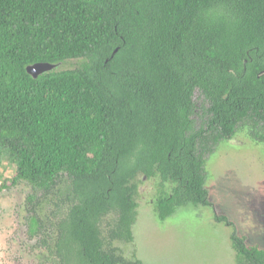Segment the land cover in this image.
Segmentation results:
<instances>
[{
  "label": "trees",
  "instance_id": "obj_1",
  "mask_svg": "<svg viewBox=\"0 0 264 264\" xmlns=\"http://www.w3.org/2000/svg\"><path fill=\"white\" fill-rule=\"evenodd\" d=\"M39 62L60 66L35 78ZM243 125L264 142V0H0V177L12 165L32 186L30 232L51 228L58 263L143 264L120 245L135 239L138 176L160 178L162 221L213 206L207 158ZM215 219L236 264H264Z\"/></svg>",
  "mask_w": 264,
  "mask_h": 264
},
{
  "label": "rangeland",
  "instance_id": "obj_2",
  "mask_svg": "<svg viewBox=\"0 0 264 264\" xmlns=\"http://www.w3.org/2000/svg\"><path fill=\"white\" fill-rule=\"evenodd\" d=\"M194 98L199 109L195 115L199 127L203 107H208V103L199 90ZM250 126H241L233 138L221 141L207 158L206 186L213 206L181 207L162 221L155 212L160 178L138 176L137 218L133 226L135 239L131 244H120L127 256L136 254L144 264H236L231 228L215 219L216 212L234 221L248 244L264 249V142L250 135ZM13 174L14 168L9 165L0 177V183L11 184L9 180ZM169 186L166 184L165 188L169 190ZM29 192L30 187L24 182L0 191L1 211L6 219L9 218V228L17 231L16 236L20 237L18 247L24 238L22 218ZM49 205L46 206L47 212L53 208L52 202ZM7 221L5 224L0 222L3 229L7 228ZM18 262L33 264L27 258Z\"/></svg>",
  "mask_w": 264,
  "mask_h": 264
},
{
  "label": "flooded vegetation",
  "instance_id": "obj_3",
  "mask_svg": "<svg viewBox=\"0 0 264 264\" xmlns=\"http://www.w3.org/2000/svg\"><path fill=\"white\" fill-rule=\"evenodd\" d=\"M11 181V179L9 180ZM28 184L30 187V192L27 194L25 201H24V215L22 220H24V233H22L23 241L20 242V247L17 246L20 237L16 236L17 231H12L9 228V223L7 221V218L5 217L4 213L1 211V205H0V222L6 223L7 221V228L3 229L2 226H0V264H19L18 261L21 260V258H27L30 260V262L33 261V264H60L59 257H51V249L49 246H47V239L48 243L51 242L50 232L51 228L49 227V234L47 235V225L44 229H42L38 234H31V216L33 212L31 211V206L29 205L27 198L29 194L32 192V186L25 182L20 181ZM6 183V185L4 184ZM11 184H8L7 182L3 181L0 183V191L9 189L12 185H17L18 183H13L12 181L9 182ZM52 202L53 208L47 212L46 206ZM40 210L39 213L47 220V216L52 218L51 211L55 209V200H47V198H43L42 202L40 203ZM50 206V205H49ZM2 214L4 216H2ZM53 219H55L53 217ZM47 223V222H46ZM20 232L22 231L21 226H19ZM134 232V231H133ZM45 239V240H43ZM20 248V249H19ZM22 250V251H21ZM28 255H31L32 257L29 258ZM137 256V255H136ZM11 257H13V260H10ZM130 257V256H128ZM138 257V256H137ZM140 259V258H139ZM141 260V259H140ZM142 261V260H141ZM56 262V263H55ZM143 262V261H142ZM29 264V263H28ZM144 264V263H143Z\"/></svg>",
  "mask_w": 264,
  "mask_h": 264
},
{
  "label": "water",
  "instance_id": "obj_4",
  "mask_svg": "<svg viewBox=\"0 0 264 264\" xmlns=\"http://www.w3.org/2000/svg\"><path fill=\"white\" fill-rule=\"evenodd\" d=\"M60 64H53L48 62H39L35 64H31L27 67V72L33 77L37 78L39 75L46 73L47 71H51L54 68L59 67Z\"/></svg>",
  "mask_w": 264,
  "mask_h": 264
}]
</instances>
